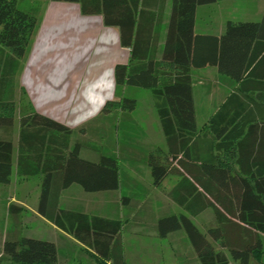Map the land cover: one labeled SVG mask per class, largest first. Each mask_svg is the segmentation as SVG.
I'll use <instances>...</instances> for the list:
<instances>
[{
    "label": "trees",
    "instance_id": "obj_1",
    "mask_svg": "<svg viewBox=\"0 0 264 264\" xmlns=\"http://www.w3.org/2000/svg\"><path fill=\"white\" fill-rule=\"evenodd\" d=\"M52 1L80 3L83 14L101 13L106 26L118 28L121 45L130 50V60L115 67L116 86L149 90L154 99L167 150L151 153L147 164L156 187L170 176L180 178L171 197L183 211L160 218L158 235L165 237L182 229L197 257L195 264L260 262L264 255V120L258 122L248 116L250 97L246 93L242 100L236 93L198 130L191 70L215 67L220 74L241 82L238 94L251 87L255 89L247 78L254 63L264 66V19L260 23L228 22L226 34L220 38L195 35L196 8L219 0H173L164 47L159 52L162 6L155 14L148 0H96L92 4L84 0ZM38 14V7L22 11L17 0H0V186L3 187L10 183L12 174L15 78L36 29ZM257 105L254 99L253 107ZM135 108L134 98L121 96L118 101L106 102L102 114L112 111L129 114ZM72 133L34 111L21 116L17 174H43L40 216L92 246L99 256L95 258L98 264H125L120 238H115L109 249L96 236L90 238V232L79 233L85 228L82 218L88 225L87 216L57 207L60 189L70 183L78 182L90 189L91 182L76 173L77 166L82 171L80 163H83L78 159V150L87 144L77 143L68 152ZM117 167L115 160L101 158L97 171L101 169L110 176L106 186L116 187ZM57 175L61 178L60 185L56 184ZM100 183L97 186L101 187ZM207 208L213 210L214 224L203 233L190 217ZM16 210L19 211L14 205L8 207V212L14 215ZM91 221L96 229L99 220ZM119 224L115 222L114 227ZM57 262V247L50 241L25 237L15 231L0 234V264Z\"/></svg>",
    "mask_w": 264,
    "mask_h": 264
},
{
    "label": "crops",
    "instance_id": "obj_2",
    "mask_svg": "<svg viewBox=\"0 0 264 264\" xmlns=\"http://www.w3.org/2000/svg\"><path fill=\"white\" fill-rule=\"evenodd\" d=\"M42 1L40 22L21 70L17 72L16 87L26 97L29 112L34 111L72 130L68 152L73 151L77 143L87 144L78 150V159L83 163H80L82 171L77 166L76 173L79 178L91 182L90 189L78 182L60 189L58 209L87 216L88 225L82 218L85 228H81L79 233L90 232V238L96 236L99 243L107 244L109 249L115 238H120L124 262L129 264L128 248L133 241L151 236L161 242L176 232H170L165 237L157 233V221L164 216L177 215L179 208L171 197L177 184L168 188L165 185L174 176L156 187L147 164V157L151 153H165L167 150L158 115L149 123L148 119L136 118L135 110L129 114L121 111L102 114L106 102L118 101L121 97L117 95L115 67L126 65L130 60V50L121 45L119 29L106 26L101 13L83 14L80 3ZM95 1L84 0V3L92 4ZM148 2L155 14L163 7L161 52L173 0ZM263 19L264 0H219L196 8L194 34L220 38L226 34L228 22L260 23ZM249 73L247 83L256 86L255 89L251 87L245 93L238 94L241 82L220 74L217 68L209 66L191 70L198 130L236 93L242 100L246 93L250 97L248 116L254 121L264 120V66L256 62ZM254 99L257 107H253ZM152 104L157 114L154 99ZM135 128L138 133H135ZM18 133L19 122L14 121L12 174L10 183L5 187L0 186V190L11 189L13 192L21 189L24 194L20 199L8 193L7 208L16 206L19 209L14 212L16 216L26 212L27 234L54 243L58 264H98L95 258L99 256L92 246L85 245L72 233L58 228L38 214L43 174H17ZM102 157L117 162L115 188L106 186L111 179L105 171H97ZM86 164L87 170L84 169ZM60 179L57 175L56 184L60 185ZM98 181L101 187L97 186ZM92 218L99 220L96 229L92 226ZM115 222L120 223L117 228L114 227ZM76 227L77 224H74L73 230ZM114 229L117 230L115 234ZM93 232L96 234L93 235ZM259 263L264 264V255Z\"/></svg>",
    "mask_w": 264,
    "mask_h": 264
},
{
    "label": "rangeland",
    "instance_id": "obj_3",
    "mask_svg": "<svg viewBox=\"0 0 264 264\" xmlns=\"http://www.w3.org/2000/svg\"><path fill=\"white\" fill-rule=\"evenodd\" d=\"M18 8L22 11H29L33 7L39 8L41 12L42 0H17ZM37 16V25L40 22V16ZM28 50V49H27ZM25 58V57H24ZM24 60V59H23ZM23 64V63H22ZM21 64V66H22ZM21 70V67L19 71ZM16 79V78H15ZM16 83V81H15ZM14 100V119L16 123L19 118L29 112V103L22 91L16 87ZM118 96L134 98L136 100L135 117L140 119H148L149 123L157 119L152 104V95L149 90L135 87H118ZM135 133L138 131L135 128ZM121 134H119V137ZM122 138V137H121ZM180 178H174L165 182L166 187H172L179 182ZM9 188V187H8ZM8 193L12 197L23 199V190L17 189L12 192L11 189L0 190V234L6 231H15L21 233L25 237H30L26 231V212H21L17 216L8 212L5 203L8 202ZM177 214L181 213V209L177 208ZM195 226L203 233L214 224V213L212 209H207L204 213L190 218ZM9 234V233H8ZM129 246V264H192L196 262L195 252L183 230L171 233L164 241H156L155 238L147 236L144 240L133 241ZM231 264H235L230 260ZM252 264H260L256 260Z\"/></svg>",
    "mask_w": 264,
    "mask_h": 264
}]
</instances>
